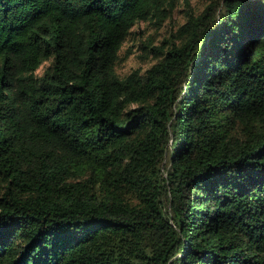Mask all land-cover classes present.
I'll return each instance as SVG.
<instances>
[{
  "label": "trees",
  "instance_id": "obj_1",
  "mask_svg": "<svg viewBox=\"0 0 264 264\" xmlns=\"http://www.w3.org/2000/svg\"><path fill=\"white\" fill-rule=\"evenodd\" d=\"M0 264H264V0H0Z\"/></svg>",
  "mask_w": 264,
  "mask_h": 264
},
{
  "label": "rangeland",
  "instance_id": "obj_2",
  "mask_svg": "<svg viewBox=\"0 0 264 264\" xmlns=\"http://www.w3.org/2000/svg\"><path fill=\"white\" fill-rule=\"evenodd\" d=\"M211 1L215 0H189V3L191 10L201 12ZM177 5L171 16L165 21L160 23L155 19L140 21L133 28L134 32L129 40L123 44L120 51L121 59L117 65V71L120 75H126L134 69L146 70L154 61L151 54L147 56L144 54L148 45H160L164 40H174V34H176L178 27L185 22V12L189 10L187 6L183 5V2H179ZM44 66L42 65L38 69V73H42Z\"/></svg>",
  "mask_w": 264,
  "mask_h": 264
}]
</instances>
